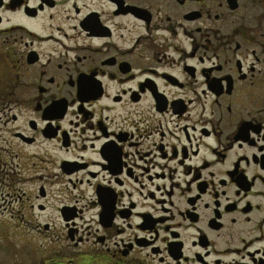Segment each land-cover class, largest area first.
I'll return each instance as SVG.
<instances>
[{
	"label": "flooded vegetation",
	"instance_id": "1",
	"mask_svg": "<svg viewBox=\"0 0 264 264\" xmlns=\"http://www.w3.org/2000/svg\"><path fill=\"white\" fill-rule=\"evenodd\" d=\"M6 164L10 264H264V0H0Z\"/></svg>",
	"mask_w": 264,
	"mask_h": 264
},
{
	"label": "rangeland",
	"instance_id": "2",
	"mask_svg": "<svg viewBox=\"0 0 264 264\" xmlns=\"http://www.w3.org/2000/svg\"><path fill=\"white\" fill-rule=\"evenodd\" d=\"M17 168H13L10 166V164H6V166H4L3 168L0 167V181H2L4 179V176H8V173H10V175H12L11 177V181L16 179V170ZM20 170L22 168H19ZM24 172H27V168L23 169ZM30 171V170H29ZM33 174V172H29L30 175ZM6 182L8 180H5ZM15 186L19 184H14ZM4 184L0 183V197L3 194L4 196V192L6 191V189H4ZM4 205L2 204V200L0 202V264H3L2 261H7V263H11L14 260H19L18 258H20L21 254H22V241L24 243L25 239L22 238V234L23 232H21V228L19 227L18 224H20L21 222H16L15 218H11V216H9V212L10 211H6L4 210ZM4 214H3V213ZM12 220H10V219ZM24 227V226H23ZM23 229V228H22ZM22 233V234H21ZM4 262V264H5Z\"/></svg>",
	"mask_w": 264,
	"mask_h": 264
}]
</instances>
